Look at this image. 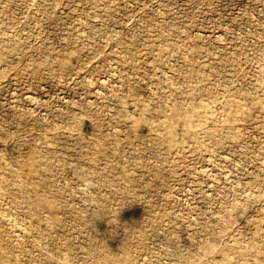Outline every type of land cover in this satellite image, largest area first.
<instances>
[{
  "label": "rangeland",
  "instance_id": "rangeland-1",
  "mask_svg": "<svg viewBox=\"0 0 264 264\" xmlns=\"http://www.w3.org/2000/svg\"><path fill=\"white\" fill-rule=\"evenodd\" d=\"M264 264V0H0V264Z\"/></svg>",
  "mask_w": 264,
  "mask_h": 264
},
{
  "label": "clouds",
  "instance_id": "clouds-1",
  "mask_svg": "<svg viewBox=\"0 0 264 264\" xmlns=\"http://www.w3.org/2000/svg\"><path fill=\"white\" fill-rule=\"evenodd\" d=\"M69 264H70V261H69Z\"/></svg>",
  "mask_w": 264,
  "mask_h": 264
}]
</instances>
